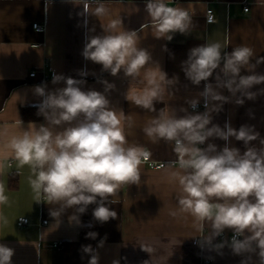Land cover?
Here are the masks:
<instances>
[{"label":"clouds","instance_id":"clouds-1","mask_svg":"<svg viewBox=\"0 0 264 264\" xmlns=\"http://www.w3.org/2000/svg\"><path fill=\"white\" fill-rule=\"evenodd\" d=\"M67 2L82 6L77 15L84 18L85 26L88 17L108 14L103 0ZM145 12L149 24L141 25L140 30L150 26L157 39L170 42L176 33L187 35L193 24V14L182 6H170L169 0H146ZM138 43V30H126L122 18H114L103 34L86 36L82 56L112 76L122 71L125 77L135 79L144 70V86L129 88L124 97L137 107L157 112L143 131L153 143H170L176 156L173 164L178 167L169 177L179 187L178 210L170 214L191 216L200 232L205 224L210 225V234L197 240L201 247L219 253L227 246L234 255L245 257L241 264H251L253 255L258 264H264V138L254 126L241 125L237 129L228 122L223 127L213 123V114L222 111L233 98L237 105H243L245 99L264 95V89L252 91L254 86L264 84V74L256 72L264 57L253 62L250 47L237 46L229 52L220 42L193 47L181 64L192 85L204 82L197 98L186 100L192 111L168 105L157 110L155 104L163 103L168 86L176 83L178 77L169 78L159 64L146 68L152 57ZM164 50L167 51L166 45ZM80 75L86 73L81 71ZM51 82L64 86L53 90L45 82L33 86L34 94L41 98L36 105L37 115L45 123L29 122L19 135L10 137L6 128L0 129L3 146L11 151L18 167H29L28 182L34 199L59 206L50 209L52 217L75 209L68 219L70 224L79 226L80 216L88 206L96 205L92 211L96 221L102 224L115 219L117 213L109 205L116 201L110 197L125 184L140 183L141 165L150 160L152 153L128 143L124 122L127 120L130 127L132 118L114 108L106 95L115 89L114 83L100 81L104 85L102 92L83 90L85 80L62 74L53 73ZM224 90L230 95H224ZM201 98L204 111L198 112ZM16 123L23 125L20 119ZM211 138L223 140L225 145L218 148L214 143L206 144ZM230 138L242 141L245 150L230 146ZM258 139L259 148L251 144ZM8 199L4 183L0 182V205L8 203ZM0 220L7 223L3 216ZM225 230L232 231L231 239L213 243ZM97 235L88 232L86 238L96 239ZM103 245L101 239L97 247ZM142 249L149 254L154 251L148 246ZM82 251L90 256L88 264H99V254L91 245L82 246ZM14 254L13 248L0 243V264H12ZM112 264H119V260Z\"/></svg>","mask_w":264,"mask_h":264},{"label":"crops","instance_id":"crops-1","mask_svg":"<svg viewBox=\"0 0 264 264\" xmlns=\"http://www.w3.org/2000/svg\"><path fill=\"white\" fill-rule=\"evenodd\" d=\"M103 3L108 14L88 17L85 26L84 18L77 15L82 6H74L67 0H0V129L6 128L10 137L19 135L29 122L45 123L42 116L25 119L23 111L38 109L36 105L41 98L34 94L33 86L42 82L47 83L49 90L64 86L52 84L53 73L85 80L83 90L103 92L100 81L107 80L115 84V89L106 94L112 106L132 118L130 127L127 120L124 122L128 143L143 146L152 156L141 165L138 185L125 184L117 195L110 197L116 201L109 205L117 213L115 219L101 224L92 216L96 205H89L77 226L68 219L75 209H67L65 214L54 218L50 209L58 205L47 204L43 199L38 203L34 199L28 182L29 167H18L0 139V182L4 183L9 198L8 203L0 205V216L7 219L6 224L0 220V243L14 249L12 264H88L90 256L82 251L85 245L98 252L99 264H112L113 260H119V264L145 261L147 264H241L245 257L234 255L227 246L218 253L197 243L199 237L210 234V225L205 224L200 232L191 216L170 214L178 210L179 187L169 177L178 167L173 164L176 156L170 143L163 140L153 143L143 131L157 112L137 107L124 97L129 88L144 86V70L135 79L125 77L122 71L112 76L102 71L101 65L85 60L82 50L87 35L103 34L111 19L122 18L123 28L138 30V46L151 54L152 60L146 68L159 64L169 78L178 77L176 83L168 86L163 103L155 104L156 109L165 105L177 110L189 108L186 100L197 98L204 82L194 86L186 79L181 64L187 59L188 51L205 43L220 42L229 52L237 46L250 47L253 62L264 57V0H169L170 6H182L193 14L189 33H176L170 42L157 39L150 26L140 30L141 25L149 24L146 0H103ZM246 6L250 7L249 11H245ZM208 7L216 15L212 23L206 20ZM35 22L46 25V30L36 31L32 26ZM92 28L95 32L88 31ZM32 71L36 72L35 76L30 75ZM81 71L86 75L81 76ZM256 72L264 74V63ZM242 74L247 73L242 71ZM259 89H264V84L254 86L252 91ZM223 94L230 95L227 90ZM234 99L224 104L218 114H213V123L223 127L228 122L237 129L241 125L254 126L260 138H264V95L245 99L243 105H237ZM199 105L196 111H204L202 98ZM19 119L23 125H17ZM207 143L218 148L225 145V141L217 138ZM251 144L261 146L259 139ZM230 146L241 152L245 150L243 142L235 138H230ZM21 216L28 217L31 223L19 225L17 220ZM45 220L47 224L43 223ZM88 232L98 233L96 239L86 238ZM232 235L231 230H225V237H217L213 243L230 240ZM101 239L104 245L97 247ZM142 246L154 251L149 254ZM251 264H258L255 255Z\"/></svg>","mask_w":264,"mask_h":264},{"label":"built area","instance_id":"built-area-1","mask_svg":"<svg viewBox=\"0 0 264 264\" xmlns=\"http://www.w3.org/2000/svg\"><path fill=\"white\" fill-rule=\"evenodd\" d=\"M249 9H250L249 6H246V7H245V11H249ZM206 13H207V14H206V20H207L208 23H212V22L216 21L215 11H214V9H213L212 7H208ZM209 18H211V22H209ZM32 26H33V28H34L36 31H39V32H44V31L46 30V25H44L43 23L35 22V23H33ZM35 74H36L35 71H32V72L30 73L31 76H35ZM198 108H200V105L198 106ZM198 108H197V109H198ZM47 222H48V221H46V220L43 221L44 224H47ZM17 223H18L19 225H21V226H24V225H29V224L31 223V221H30V219H29L28 217H26V216H21V217L18 218ZM223 237H225V236H223ZM223 237H222V238H223ZM230 239H231V238H230ZM59 243L61 244L62 242H59ZM207 262H208V261H206V263H207Z\"/></svg>","mask_w":264,"mask_h":264},{"label":"trees","instance_id":"trees-1","mask_svg":"<svg viewBox=\"0 0 264 264\" xmlns=\"http://www.w3.org/2000/svg\"><path fill=\"white\" fill-rule=\"evenodd\" d=\"M35 110V111H34ZM37 112H38V109H30V110H27V109H25L24 111H23V113H24V118L25 119H38V118H40L41 116L40 115H37Z\"/></svg>","mask_w":264,"mask_h":264}]
</instances>
